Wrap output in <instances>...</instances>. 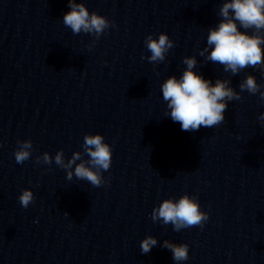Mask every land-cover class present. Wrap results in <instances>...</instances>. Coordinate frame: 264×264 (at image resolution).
<instances>
[{"label":"clouds","instance_id":"obj_1","mask_svg":"<svg viewBox=\"0 0 264 264\" xmlns=\"http://www.w3.org/2000/svg\"><path fill=\"white\" fill-rule=\"evenodd\" d=\"M68 6L71 10L64 14L63 24L75 35L83 32L94 35L98 40L106 29L113 26L105 16L90 12L83 2L68 0ZM218 16L221 19L215 27L208 29L207 46L199 55L206 62L223 66L224 72H230L233 76L249 67L264 72V0H224ZM144 43L151 53L147 59L153 64L164 62L166 54L174 47V42L163 32L158 39L153 38L152 34L147 35ZM182 63L186 65L182 75L179 78L169 76L161 85L168 109L165 116L179 123L182 131L194 132L201 127L214 128L223 123L228 102L241 100V92L247 91L252 95L259 93L260 99L264 101V91H261L264 86L258 84L256 77L251 74L239 83L240 91L237 92L230 86L229 79L217 78L213 84L195 72L198 63L195 56L184 57ZM258 119L264 123V113ZM17 144L15 160L23 164L31 157L33 142L29 139L18 141ZM82 147L83 153L74 152L67 162L63 150L58 151L54 157L55 164L66 170L68 180L75 176L94 187H100L106 183L102 173L108 171L112 164V147L99 133L85 134ZM84 155H87V160L83 159ZM41 161L50 165L53 158L45 152L36 158V163ZM33 201V192L30 189L22 190L19 196L21 206L27 208ZM208 218V213L201 210L197 197L188 194L178 200L164 199L151 213L153 222L171 224L177 232L184 228L203 227ZM157 243L155 236L148 235L141 240L139 247L143 254H148ZM161 247L171 251L177 264L189 258L187 244L164 240Z\"/></svg>","mask_w":264,"mask_h":264}]
</instances>
